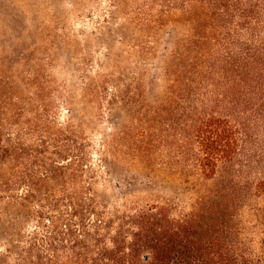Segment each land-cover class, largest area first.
I'll use <instances>...</instances> for the list:
<instances>
[{"label":"trees","instance_id":"trees-1","mask_svg":"<svg viewBox=\"0 0 264 264\" xmlns=\"http://www.w3.org/2000/svg\"><path fill=\"white\" fill-rule=\"evenodd\" d=\"M107 1L60 92L45 5L0 0V264H264L263 153L226 107L264 93V0Z\"/></svg>","mask_w":264,"mask_h":264},{"label":"rangeland","instance_id":"rangeland-1","mask_svg":"<svg viewBox=\"0 0 264 264\" xmlns=\"http://www.w3.org/2000/svg\"><path fill=\"white\" fill-rule=\"evenodd\" d=\"M148 1L150 0H136L134 4L141 6L147 4ZM24 2L27 4L28 12L36 3L40 6L45 5V8L41 7L39 9L38 15L34 14V20L48 22L50 25L49 32L52 33L53 31L46 53V56H49L47 70H49V74L52 77V84L56 82L55 85L58 90L63 92L67 78H69V71H77V44L80 43L83 46L85 43V37L81 32H85L84 34L87 35L94 31L98 22L102 20V14L109 6L108 1H91L87 5L86 11H83L87 18L82 20L77 17V0H24ZM33 11L35 12L36 10L33 8ZM34 12H31V14ZM90 12L93 15H90ZM72 83L77 86V78ZM254 94L248 96L249 101L245 105V109L236 105H226V107L227 110L234 114L232 120L238 122L245 129L244 152L246 154H260L262 152L264 161V93L254 92ZM256 110H258L261 117L260 121L255 124L253 120L258 116ZM242 111L245 112V115H242ZM58 114L60 122H63L65 110H59ZM169 118L172 120L171 124H174L176 117L171 115ZM165 130L161 128L159 134L167 136L173 133V131H169L165 134ZM174 140L170 139L168 144L157 145V153L161 156V160H168V153L172 155L176 153L178 141L174 142Z\"/></svg>","mask_w":264,"mask_h":264}]
</instances>
